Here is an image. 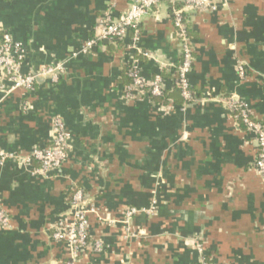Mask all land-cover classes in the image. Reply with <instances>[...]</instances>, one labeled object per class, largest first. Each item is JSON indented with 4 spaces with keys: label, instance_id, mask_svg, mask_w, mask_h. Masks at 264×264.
Segmentation results:
<instances>
[{
    "label": "crops",
    "instance_id": "crops-1",
    "mask_svg": "<svg viewBox=\"0 0 264 264\" xmlns=\"http://www.w3.org/2000/svg\"><path fill=\"white\" fill-rule=\"evenodd\" d=\"M131 3L0 0V28L27 48L23 72L64 68L56 81L38 77L34 90H0V150L20 155L0 166V205L10 217L0 229V264H65L72 248L52 238L53 225L67 216L78 188L95 208L90 239L103 245L81 252L79 264H199L198 243L211 264H264L258 142L221 100H244L264 125V0L187 12L196 101L179 95L172 109L125 97L133 58L127 40L80 50L105 12L118 15ZM140 28L153 54L141 58L143 74L162 69L174 89L181 42L169 4L155 7ZM59 118L69 156L51 176L36 175L24 158L53 144ZM131 207L139 210L134 235L122 222Z\"/></svg>",
    "mask_w": 264,
    "mask_h": 264
},
{
    "label": "built area",
    "instance_id": "built-area-1",
    "mask_svg": "<svg viewBox=\"0 0 264 264\" xmlns=\"http://www.w3.org/2000/svg\"><path fill=\"white\" fill-rule=\"evenodd\" d=\"M167 2L170 6L173 25L176 35L181 42V60L173 65L171 75L172 84L178 86L185 102L192 103L196 98L192 91L189 74L195 62L194 49L191 42L188 26L187 12H216L221 8H227L231 0H132L130 7L118 15L114 11H107L100 18L95 27L94 37L85 41L81 47L84 53L92 51L100 41H122L126 42L127 49L133 52L131 64L128 66L127 75L130 82L124 87V95L127 99L138 100L161 96L169 88L165 71L162 69L152 78L143 74L140 63L142 57L152 58L153 54L142 46V30L140 22L160 3ZM0 90L10 93L17 88L34 90V84L38 77L50 78L56 81L64 68L61 65L43 66L38 70L23 72V63L27 55L26 46L15 40L9 32L0 28ZM240 76L245 77V66L238 63ZM225 104L235 116L241 119L248 132L258 142V152L255 157V167L264 177V125L252 116L248 104L244 100L235 99L230 96L222 98ZM160 107L172 109L174 105L159 104ZM53 144L49 147L35 146L24 160L31 166L34 174L39 176H51L65 162L69 156V133L63 121L59 118L54 122ZM20 155L16 152L0 150V166L9 159H17ZM37 162V165L34 164ZM153 209V208H152ZM95 211L94 204L87 198L83 189L78 188L71 200L67 216L59 218L53 225L52 238L59 242H65L72 248L71 255L65 264H79V256L85 251H100L103 245L98 241H92L89 236V215ZM137 208H128L122 220L126 225L128 234L131 232V220L138 212ZM113 223L114 220H109ZM10 226V217L6 210L0 205V229ZM201 252L199 264H211L210 258L205 254L202 244L198 243Z\"/></svg>",
    "mask_w": 264,
    "mask_h": 264
},
{
    "label": "trees",
    "instance_id": "trees-1",
    "mask_svg": "<svg viewBox=\"0 0 264 264\" xmlns=\"http://www.w3.org/2000/svg\"><path fill=\"white\" fill-rule=\"evenodd\" d=\"M127 71H128V67H127ZM179 95H181V90L178 86H175L174 89H170V90L167 89L164 91L163 95L152 97L151 100L157 104L160 103L164 105V104H168L171 100L178 101L177 97ZM179 101H181V99Z\"/></svg>",
    "mask_w": 264,
    "mask_h": 264
}]
</instances>
